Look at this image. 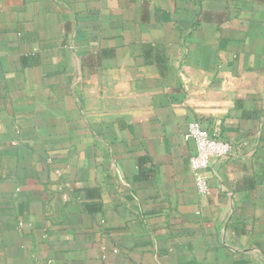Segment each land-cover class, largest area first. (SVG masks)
Here are the masks:
<instances>
[{
  "label": "crops",
  "instance_id": "obj_1",
  "mask_svg": "<svg viewBox=\"0 0 264 264\" xmlns=\"http://www.w3.org/2000/svg\"><path fill=\"white\" fill-rule=\"evenodd\" d=\"M0 264H264V0H0Z\"/></svg>",
  "mask_w": 264,
  "mask_h": 264
},
{
  "label": "built area",
  "instance_id": "obj_2",
  "mask_svg": "<svg viewBox=\"0 0 264 264\" xmlns=\"http://www.w3.org/2000/svg\"><path fill=\"white\" fill-rule=\"evenodd\" d=\"M185 138H191L196 147L189 158V166L194 175V183L198 192H208L206 169H210L213 161L230 157L243 156L240 145L220 137L217 133L204 128L199 120H191L187 124Z\"/></svg>",
  "mask_w": 264,
  "mask_h": 264
}]
</instances>
